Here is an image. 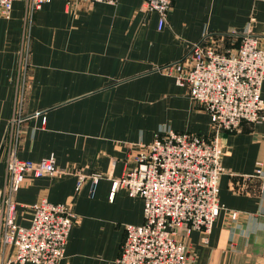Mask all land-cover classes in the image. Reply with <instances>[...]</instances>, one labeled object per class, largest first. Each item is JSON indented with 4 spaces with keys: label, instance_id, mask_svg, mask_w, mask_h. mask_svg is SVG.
Instances as JSON below:
<instances>
[{
    "label": "crops",
    "instance_id": "0c3cea01",
    "mask_svg": "<svg viewBox=\"0 0 264 264\" xmlns=\"http://www.w3.org/2000/svg\"><path fill=\"white\" fill-rule=\"evenodd\" d=\"M144 1L49 0L33 10L31 0H16L10 17L0 16V191L12 155H53L59 168L101 175L93 193L89 178L76 191L73 174H28L12 193L23 226L35 202L69 203L73 224L59 264H116L124 226L143 221L142 199L112 189V179L133 164L130 146L148 144L166 128L211 135L208 112L161 67L206 32L249 29L264 48V0H171L160 29ZM217 38L223 51L240 40ZM260 94L264 102V80ZM219 143L223 209L208 233L184 236L181 229L179 237L191 264H264V183L255 174L258 162L264 167V120L241 122ZM12 252L0 244V259Z\"/></svg>",
    "mask_w": 264,
    "mask_h": 264
},
{
    "label": "built area",
    "instance_id": "2783aa9c",
    "mask_svg": "<svg viewBox=\"0 0 264 264\" xmlns=\"http://www.w3.org/2000/svg\"><path fill=\"white\" fill-rule=\"evenodd\" d=\"M16 0H0V16L9 18ZM49 0H31L36 10ZM68 3L116 4L118 0H66ZM146 11L158 15V29L166 22L171 0H145ZM238 37L235 48L221 50L217 37ZM178 85L188 89L192 101L210 116L211 135L203 137L166 128L148 144L130 146L126 168L121 177L112 179L113 191L124 189L143 201V221L126 224L116 264H191L187 244L179 237L197 230L208 233L223 206L218 200L223 149L221 133L236 130L241 122L264 120L261 85L264 80V48L249 29L243 32H206L182 57L161 67ZM19 119V118H18ZM6 185L0 191V244L13 247L0 264H59L73 224L68 202L46 199L32 204L27 226L16 221L17 203L12 193L25 182L26 175L76 176L75 190L91 179L92 191L100 174H87L56 166L53 155L40 160L21 159L14 155L5 166ZM255 174L263 180V162ZM229 217L236 219L237 211Z\"/></svg>",
    "mask_w": 264,
    "mask_h": 264
},
{
    "label": "rangeland",
    "instance_id": "374dc122",
    "mask_svg": "<svg viewBox=\"0 0 264 264\" xmlns=\"http://www.w3.org/2000/svg\"><path fill=\"white\" fill-rule=\"evenodd\" d=\"M16 119H18V117H15L14 119H12L13 121H15Z\"/></svg>",
    "mask_w": 264,
    "mask_h": 264
}]
</instances>
